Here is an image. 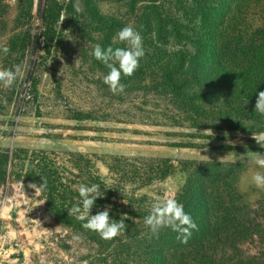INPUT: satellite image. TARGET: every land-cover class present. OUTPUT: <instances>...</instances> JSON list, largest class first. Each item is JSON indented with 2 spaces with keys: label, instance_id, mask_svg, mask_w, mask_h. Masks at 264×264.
I'll return each instance as SVG.
<instances>
[{
  "label": "rangeland",
  "instance_id": "rangeland-1",
  "mask_svg": "<svg viewBox=\"0 0 264 264\" xmlns=\"http://www.w3.org/2000/svg\"><path fill=\"white\" fill-rule=\"evenodd\" d=\"M75 2L0 0V68L21 69L11 89L0 85V264H118L49 216L38 187L48 162L66 182H83L73 176L87 175L88 160L99 178L115 157L240 162V191L250 202L264 196L252 181L264 172L255 163L264 147L249 134L195 128L170 104L159 65L165 52L190 51L192 32L179 27L184 37L167 44L165 32L162 40L148 33L154 13L165 29V0H80L81 13ZM124 26L140 33L147 52L114 95L103 83L108 69L91 53L96 44L126 47L112 43ZM184 182L177 169L138 194L175 198Z\"/></svg>",
  "mask_w": 264,
  "mask_h": 264
},
{
  "label": "trees",
  "instance_id": "trees-1",
  "mask_svg": "<svg viewBox=\"0 0 264 264\" xmlns=\"http://www.w3.org/2000/svg\"><path fill=\"white\" fill-rule=\"evenodd\" d=\"M154 15L156 22L149 19L145 28L159 40L165 32V44L171 36L184 37L179 27L192 32L191 50L165 52L159 65L170 104L195 128L232 135L264 132V117L254 111L257 93L264 91V0H165V29ZM87 164L86 176H73L83 182H66L48 162L51 170L41 175L46 186L39 189L54 222L98 249L105 263L264 264V196L250 202L240 191L245 169L240 162L115 157L104 178L92 172V160ZM177 169L185 182L175 199L198 226L187 244L168 229L159 238L151 236L144 217L153 202L138 194ZM81 184H98L104 194L91 214L110 207L114 220L127 215L125 233L105 241L85 229V221L68 215L80 201Z\"/></svg>",
  "mask_w": 264,
  "mask_h": 264
},
{
  "label": "clouds",
  "instance_id": "clouds-1",
  "mask_svg": "<svg viewBox=\"0 0 264 264\" xmlns=\"http://www.w3.org/2000/svg\"><path fill=\"white\" fill-rule=\"evenodd\" d=\"M73 8L77 13L83 12L80 0H76ZM64 19L65 17H62V21ZM117 41L125 44L126 47L113 48L109 45L103 48L100 44H96L91 53L96 60L102 62L108 69L107 74L103 76V83L108 86L109 91L114 95L125 91V84L121 82L122 76L130 77L134 75L140 66V60L145 56L143 38L132 26H124L120 29L113 38L112 43L115 44ZM9 51V48H3L5 54ZM20 71L18 65H14L9 69L0 68V85L5 89H11L17 81ZM254 111L264 117V91L257 93ZM252 139L261 147H264V132L253 133ZM255 163L259 168L264 169V155L257 153ZM41 180L42 183L39 188L42 189L46 186V181L43 177H41ZM252 181L257 188H264V172L256 171L252 175ZM29 187L35 189L36 186L30 184ZM78 194L80 201L67 211L69 216H75L77 220L85 221L83 223L85 229L98 234L105 241L114 240L126 232L127 224L125 220L128 219L126 214L122 215L119 220H114L109 214L110 207H106L103 211H98L94 215L91 214L97 198L104 195L101 194L98 184L90 186L81 184L78 187ZM124 203L126 202L124 201ZM144 225L151 236L155 238H159L161 231L171 230L177 234L176 239L182 244H187L193 230H198L197 224L191 215L184 210L183 204L169 196L157 199L151 204L149 214L144 217Z\"/></svg>",
  "mask_w": 264,
  "mask_h": 264
}]
</instances>
